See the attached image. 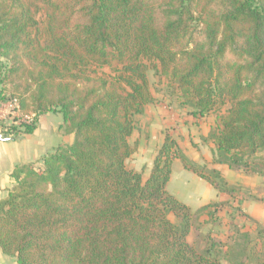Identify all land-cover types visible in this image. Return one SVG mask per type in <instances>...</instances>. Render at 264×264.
Masks as SVG:
<instances>
[{
    "label": "trees",
    "instance_id": "obj_1",
    "mask_svg": "<svg viewBox=\"0 0 264 264\" xmlns=\"http://www.w3.org/2000/svg\"><path fill=\"white\" fill-rule=\"evenodd\" d=\"M151 65L193 116L217 113L215 163L264 174V0H0V101L33 114L3 135L60 113L74 136L10 173L0 249L15 264H221L190 243L193 211L167 188L175 159L233 192L220 171L168 131L147 178L127 165L156 101Z\"/></svg>",
    "mask_w": 264,
    "mask_h": 264
},
{
    "label": "rangeland",
    "instance_id": "obj_2",
    "mask_svg": "<svg viewBox=\"0 0 264 264\" xmlns=\"http://www.w3.org/2000/svg\"><path fill=\"white\" fill-rule=\"evenodd\" d=\"M148 77L156 102L165 101L172 107L177 106L184 113H191L192 107L189 104H184L183 100L180 99L181 97L172 92L168 86L167 78L152 65L148 70ZM218 114L226 115L227 107H224ZM216 116L217 113H212L205 120L207 125L211 124V130L207 136L201 133L203 124L201 126L199 121H195L197 126L194 125V129L190 130L189 135L181 139L182 144L193 155L203 157L201 162L196 163L201 166L206 165L209 168H213L212 165L217 164L213 161L214 157L211 160L204 158V153L210 151L211 140L209 135L216 127ZM60 117L62 121V116ZM53 118L57 119V116L54 114L45 115L43 117L44 124L42 122L40 128L50 124L49 120ZM135 120L137 130L130 143L138 142L141 144L143 141L141 149L144 148L147 152L145 154L143 151H139L135 154V158L128 159L127 165L131 169L135 168V171L143 172L141 170L146 169L148 166L146 164H152V156H155V152L157 153L162 141L160 142L157 135H153L149 139L148 127L150 124L144 115H137ZM166 131L170 132L171 129H165L163 133ZM185 154L191 159L186 152ZM263 155L264 152L256 156V161L260 160ZM221 165L222 170H219L221 175L227 180L229 188H233L231 193L223 192L225 196L221 199H215L209 201L207 205L200 206V200L192 198L190 195L195 197L196 194L203 193L201 181L199 182L201 178L194 172L186 170L179 159L168 184V191L172 194L182 191L187 196L186 199L180 198V200L187 203L194 214V227L189 235L190 243L203 251L209 249L220 260L221 264H256V261L264 255V174L247 173L243 170L230 169L225 164ZM262 168L264 169V167ZM143 177L147 178L148 173L146 172ZM248 202L256 204L257 207L254 210H258L260 215L253 216L249 211L247 212L246 205ZM170 218L175 222L177 221L173 214L170 215ZM0 253L4 257V261H0V264H11L13 260L15 261L14 257L3 254L1 249Z\"/></svg>",
    "mask_w": 264,
    "mask_h": 264
},
{
    "label": "crops",
    "instance_id": "obj_3",
    "mask_svg": "<svg viewBox=\"0 0 264 264\" xmlns=\"http://www.w3.org/2000/svg\"><path fill=\"white\" fill-rule=\"evenodd\" d=\"M51 114L56 115L57 119H50V124L44 126L43 128H40V125L43 122V117L45 115L49 116ZM139 115H144V118L150 124V126L148 127L149 139H151L153 135H157L160 142H163L165 135V133H163V130L165 131V129H171L170 133L176 137L179 142V146L183 149V151H185L191 157V159H193V161L198 163L201 162V159L203 157L199 155H193L191 151L182 144L181 139L187 137L190 133V130L194 129V127L197 126L195 121H199L201 126L203 124V130L201 133L204 134V136H207L208 132L211 130V124L207 125V122L205 120L208 119L209 115L197 118L191 113L187 114L182 112V110L178 109L177 106H170L165 101L160 103L158 101H155L154 103L148 104L145 107L144 113ZM60 116H62L60 113H47L41 115L37 124V128L32 134L24 135L23 137L16 140H13L11 138H8L6 140L0 139V198H4L7 196L8 189L11 188L13 184V179L11 178L10 173H12L14 167L17 164L37 162L41 159V157L52 152L59 145H69L73 142L74 136L71 133L65 132V129L62 127L63 119L61 121ZM42 124H44V122ZM136 130L137 128L135 129L131 138L136 133ZM142 142L141 144H138V149L135 154L139 153V151H143L146 154V149H141ZM213 144L214 143L210 141V151H206V153H204V158L207 160H211L214 157L213 151L215 149V145ZM135 154L131 158H135ZM154 157L155 156L153 155L152 164H146L148 165L146 166V169L143 168V170H141L143 171V176L146 172L149 175L153 165ZM177 160L178 159H175L173 161L171 179L174 174V168ZM41 164L42 163L40 162L39 165ZM221 166H223V164ZM212 167L220 171L222 170V167L220 168L219 163L212 165ZM200 181L201 186L203 187V193L200 192V194H196L195 197L194 195H190L192 198H197L200 200V206L207 205L209 201L221 199L225 196V193L215 189L207 181L203 180L202 178L199 179V182ZM174 195L179 199H186L187 197L186 194L182 191H179L178 193L175 192ZM256 207V204L248 202V205H246V210L247 212L249 211V213L253 216H258L260 215V212L258 210H254L256 209ZM3 258L4 257H2L0 253V261L3 262ZM15 263L16 261L13 260L11 264Z\"/></svg>",
    "mask_w": 264,
    "mask_h": 264
},
{
    "label": "built area",
    "instance_id": "obj_4",
    "mask_svg": "<svg viewBox=\"0 0 264 264\" xmlns=\"http://www.w3.org/2000/svg\"><path fill=\"white\" fill-rule=\"evenodd\" d=\"M18 101L16 98L0 101V134L11 125L19 126L21 123L32 121L33 114H24L16 109Z\"/></svg>",
    "mask_w": 264,
    "mask_h": 264
},
{
    "label": "water",
    "instance_id": "obj_5",
    "mask_svg": "<svg viewBox=\"0 0 264 264\" xmlns=\"http://www.w3.org/2000/svg\"><path fill=\"white\" fill-rule=\"evenodd\" d=\"M0 139H2V140H6V139H8V138L5 137V136H3L2 134H0Z\"/></svg>",
    "mask_w": 264,
    "mask_h": 264
}]
</instances>
